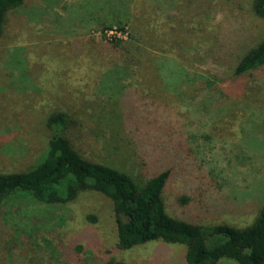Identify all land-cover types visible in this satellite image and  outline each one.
Wrapping results in <instances>:
<instances>
[{
    "label": "rangeland",
    "instance_id": "rangeland-1",
    "mask_svg": "<svg viewBox=\"0 0 264 264\" xmlns=\"http://www.w3.org/2000/svg\"><path fill=\"white\" fill-rule=\"evenodd\" d=\"M251 2L23 0L0 37V173L40 161L61 111L86 158L139 182L170 168L172 216L249 225L264 203V66L234 67L264 40ZM117 235L113 201L97 191L0 205V264H187L184 244L118 249Z\"/></svg>",
    "mask_w": 264,
    "mask_h": 264
},
{
    "label": "trees",
    "instance_id": "trees-1",
    "mask_svg": "<svg viewBox=\"0 0 264 264\" xmlns=\"http://www.w3.org/2000/svg\"><path fill=\"white\" fill-rule=\"evenodd\" d=\"M22 3L23 0H0V37L7 13ZM251 5L255 15L264 19V0H252ZM260 66H264V40L237 60L234 74ZM48 125L52 134L40 161L25 171L0 173V205L15 195L50 205L65 204L75 201L82 192L93 190L113 201L118 249L163 240L184 244L187 264H219L223 258L238 264H264V203L245 227L226 223L205 226L174 217L168 213L161 195L171 176L170 168L139 182L129 172L79 153L63 133L68 126L65 112H53ZM187 200L182 195L181 201ZM101 264L129 263L110 258Z\"/></svg>",
    "mask_w": 264,
    "mask_h": 264
},
{
    "label": "built area",
    "instance_id": "built-area-1",
    "mask_svg": "<svg viewBox=\"0 0 264 264\" xmlns=\"http://www.w3.org/2000/svg\"><path fill=\"white\" fill-rule=\"evenodd\" d=\"M120 35V34H119Z\"/></svg>",
    "mask_w": 264,
    "mask_h": 264
}]
</instances>
